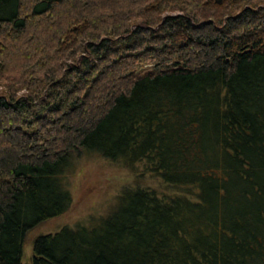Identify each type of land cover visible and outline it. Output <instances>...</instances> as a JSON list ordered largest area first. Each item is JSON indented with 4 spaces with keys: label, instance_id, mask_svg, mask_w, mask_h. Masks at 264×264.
I'll return each instance as SVG.
<instances>
[{
    "label": "trees",
    "instance_id": "obj_1",
    "mask_svg": "<svg viewBox=\"0 0 264 264\" xmlns=\"http://www.w3.org/2000/svg\"><path fill=\"white\" fill-rule=\"evenodd\" d=\"M241 3L0 0V264L69 210L80 152L161 187L29 264H264V0Z\"/></svg>",
    "mask_w": 264,
    "mask_h": 264
},
{
    "label": "rangeland",
    "instance_id": "obj_2",
    "mask_svg": "<svg viewBox=\"0 0 264 264\" xmlns=\"http://www.w3.org/2000/svg\"><path fill=\"white\" fill-rule=\"evenodd\" d=\"M218 1L222 4L227 0ZM244 2L245 0H242L241 4H244L245 7L248 4ZM176 13L173 12V14ZM74 161L73 173L68 178V187L72 195V204L69 210L57 218L38 225L28 233L22 264H29L32 256V244L37 237L54 234L66 226L73 227L77 224L88 223L90 219H97L98 216L107 212L109 206L115 202L125 187H161V183L155 177L141 176L142 164L129 168L120 161H111L97 154L84 152H80Z\"/></svg>",
    "mask_w": 264,
    "mask_h": 264
}]
</instances>
